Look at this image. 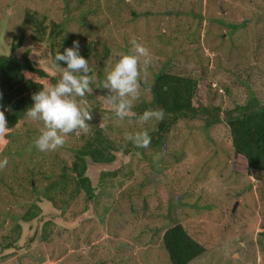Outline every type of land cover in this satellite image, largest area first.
Returning a JSON list of instances; mask_svg holds the SVG:
<instances>
[{"label": "rangeland", "instance_id": "obj_1", "mask_svg": "<svg viewBox=\"0 0 264 264\" xmlns=\"http://www.w3.org/2000/svg\"><path fill=\"white\" fill-rule=\"evenodd\" d=\"M26 9L93 41L96 54L108 49V63L101 62L104 76L122 55H137L131 41L147 48L150 63L140 58V95L134 104L151 102L147 85L166 70L208 78L210 106L220 107L221 115L247 103L250 95L264 102V0H0V55L7 50L2 40L13 37ZM218 19L223 25L215 23ZM201 22V45L193 44L189 32ZM236 69H249L251 78L245 73L238 79ZM77 99L99 118L91 108L96 103ZM26 123L14 139L20 146L0 157V162L7 159L0 169V264H170L153 229L175 222L206 247L191 264H264V177L248 174L231 148L225 122L207 129L203 118H182L164 145L170 150L165 154L148 158L120 152L113 164L90 165L87 176L97 187L90 212L75 201L71 208L75 203L76 210H61L46 192L57 172L72 167L73 151L85 144L81 132L92 135L91 121L87 132L68 134L62 147L48 152L32 145L44 130L42 123L30 118ZM106 173L112 176L99 186ZM104 187L109 196L99 194ZM75 188L70 184L64 197L71 200ZM62 199L56 198L59 207ZM39 206L35 220L19 222ZM18 222L21 231L15 233ZM64 222L69 229L61 231ZM13 241L14 248H2Z\"/></svg>", "mask_w": 264, "mask_h": 264}, {"label": "trees", "instance_id": "obj_2", "mask_svg": "<svg viewBox=\"0 0 264 264\" xmlns=\"http://www.w3.org/2000/svg\"><path fill=\"white\" fill-rule=\"evenodd\" d=\"M255 16L260 17L261 15L256 14ZM21 19L22 22L18 24L13 37L2 40L7 50L0 55V112L5 115L8 131L0 136V157L20 146V142L14 139L20 138V132H18L20 125L24 123L23 125L27 126L26 112L33 105L32 95L57 83L60 71L52 66L51 61L58 51L63 53L65 48L72 47L73 41H79L80 55L88 60L92 70L89 75L94 78V83L91 85L92 90L81 101L89 104L96 103L97 105H91V108L96 110L99 118L93 116L95 119L89 123L92 125L91 136L81 132L85 144L73 151L72 167L65 165L61 172H57L51 188L46 192V197L55 207L61 210L66 206L71 208V202L75 201L79 206L85 204V210L90 212V203L94 200L97 202L95 198L97 187L93 185L92 178L87 176L89 166L113 164L120 152L141 154L148 158H153L160 153L165 154L170 150L164 145L171 137L173 127L182 118L190 120L203 118L207 129L225 122L231 148L246 164L248 174L259 180L264 177V102L256 96L250 95L247 103L238 105L232 110H226L221 115L220 107L210 106L209 94L212 82L208 78L184 76L166 70L160 72L153 82L147 85L152 96L151 102H136L130 111H126L121 120L114 115L113 105L106 100L110 94L102 86L106 76L102 75L101 62L108 63V49H105L104 54H96L93 41L69 31L65 24L58 23L31 9H26ZM215 23L223 25L224 21L218 19ZM201 30L202 22L195 31L189 32L188 39L191 43L201 45ZM97 57L101 58L100 62L96 60ZM64 67L66 64L60 62V68ZM236 70L234 76L238 79L242 74H248L247 79L251 78L249 69L244 72ZM241 81L244 80L241 79ZM222 87L226 90V94L231 92V87L227 85H222ZM119 102L120 99L116 101V103ZM147 110H163L164 117L162 120L152 119L142 125L139 116ZM116 120L120 121L119 125ZM123 120L128 124L123 123ZM130 120H135L136 123L131 124ZM145 127H150V129L146 131ZM141 131H146L150 137L151 142L147 148L136 147L132 140L127 139L129 134ZM73 133H70L72 137ZM113 133L120 136H118L121 139L120 142L117 136L116 139L111 137ZM148 148L152 151L149 154L146 152ZM24 149L26 148H23L21 152ZM159 172H163V169ZM159 172L154 170L155 174ZM110 176H112L111 173L102 174L98 182L99 186H102L106 178ZM72 183L76 186V194L71 195L70 200L64 196H69L68 188ZM99 194L109 196L111 193L106 192V187H104ZM60 195L64 198L61 200L63 203L61 207L56 201L57 196ZM74 207L75 203L71 210H76ZM40 212V206L35 207L33 212H27L19 222H32ZM74 213L75 216L78 215V211ZM19 222L13 228L15 233L17 230L21 231ZM63 224L61 231L68 230L69 226L65 222ZM74 224L79 223L75 221ZM163 230H165L164 233L160 235ZM153 233L159 236L162 249L166 252L170 264H191L206 252L205 245L196 240L179 222L164 229H153ZM6 237L11 238L7 235L4 238ZM18 237L19 241L20 236ZM44 239H47V235H44ZM15 244L13 241L2 248L8 250L14 248Z\"/></svg>", "mask_w": 264, "mask_h": 264}, {"label": "clouds", "instance_id": "obj_3", "mask_svg": "<svg viewBox=\"0 0 264 264\" xmlns=\"http://www.w3.org/2000/svg\"><path fill=\"white\" fill-rule=\"evenodd\" d=\"M131 44L137 55H122L107 72L103 83V87L114 94L106 100L113 105L114 115L121 120L139 99L140 58L145 57L146 65L150 63L148 49L135 40ZM60 62L66 67L60 68ZM51 64L60 69L57 83L34 93L31 97L33 105L26 112L28 118L43 125L44 130L34 141V146L41 152L62 147L70 133L77 130L87 132L90 125L86 121L93 119L91 112L82 107L77 99L84 98L94 83V78L89 75L92 70L88 60L80 55L79 41H73L72 47L65 48L63 53L58 51ZM117 98L120 99L119 103H116ZM163 117V110H147L139 116V121L143 125L152 119L162 120ZM7 131L5 115L0 112V136ZM127 139L132 140L136 147L143 148H147L151 142L146 131L129 134ZM6 164L7 159L0 162V169Z\"/></svg>", "mask_w": 264, "mask_h": 264}]
</instances>
